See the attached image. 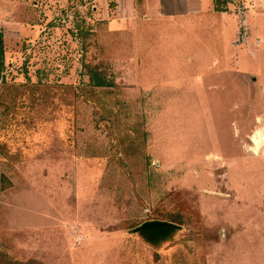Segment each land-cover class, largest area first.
<instances>
[{"label":"rangeland","instance_id":"rangeland-1","mask_svg":"<svg viewBox=\"0 0 264 264\" xmlns=\"http://www.w3.org/2000/svg\"><path fill=\"white\" fill-rule=\"evenodd\" d=\"M145 2L0 0V264H264V0Z\"/></svg>","mask_w":264,"mask_h":264},{"label":"crops","instance_id":"crops-1","mask_svg":"<svg viewBox=\"0 0 264 264\" xmlns=\"http://www.w3.org/2000/svg\"><path fill=\"white\" fill-rule=\"evenodd\" d=\"M145 1H146L145 4H147L146 5L147 9L149 10L148 12L160 13L159 11H160V6L162 5L161 3H163L167 0H145ZM170 1L173 2V5H174V2H177L179 4L181 3V8H183L186 12L180 11L179 15L180 14L184 15V14L188 13L189 9H185V8L188 7L189 5L197 7L195 9L197 12H194V11L191 12V13L194 12V14L192 16H195L197 18H201L202 16H205L208 14L210 16L212 15L211 17L213 18V15H215V12H216V14H220L219 10L217 12V9H214L216 7V4H215L216 0H170ZM195 2L197 3V5H195ZM179 4H178V6H179Z\"/></svg>","mask_w":264,"mask_h":264},{"label":"trees","instance_id":"trees-1","mask_svg":"<svg viewBox=\"0 0 264 264\" xmlns=\"http://www.w3.org/2000/svg\"><path fill=\"white\" fill-rule=\"evenodd\" d=\"M3 65H4V47H3V36H2V32L0 31V72L3 68ZM107 85H109V84H108V82H106V79L104 77L98 78V80H96L93 84L94 87H105ZM173 230H174V228H172V227H160V228H155L154 230L149 229L146 231L149 232L150 234L154 235L155 237L160 234V236H164L161 238V239H163V238L168 237V235ZM166 232H168V234H165Z\"/></svg>","mask_w":264,"mask_h":264},{"label":"water","instance_id":"water-1","mask_svg":"<svg viewBox=\"0 0 264 264\" xmlns=\"http://www.w3.org/2000/svg\"><path fill=\"white\" fill-rule=\"evenodd\" d=\"M175 224L168 222V221H148L145 222L142 226H140L139 229H155V228H160V227H165V226H174Z\"/></svg>","mask_w":264,"mask_h":264}]
</instances>
